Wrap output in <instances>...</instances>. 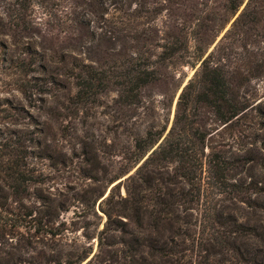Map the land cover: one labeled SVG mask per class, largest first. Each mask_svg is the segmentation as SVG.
I'll return each instance as SVG.
<instances>
[{
	"label": "trees",
	"instance_id": "16d2710c",
	"mask_svg": "<svg viewBox=\"0 0 264 264\" xmlns=\"http://www.w3.org/2000/svg\"><path fill=\"white\" fill-rule=\"evenodd\" d=\"M35 8L45 18V32L67 36L66 57L86 53L81 62L67 65L74 90L70 98L77 106L96 97L97 81L105 83L106 76L95 71L99 62L88 58V53L101 51L103 45L125 46L129 37L125 32L135 22L141 20L146 27L133 36L140 46L153 37L152 22L165 18L167 37L158 45L161 61L175 57L176 63H192L185 53L193 37L196 60L201 63L178 97L171 127L149 130L135 142L141 153L136 166L143 160L136 176L146 179L152 170L171 172L165 190L156 196L157 209L148 213L146 232L136 231L133 237L149 256L143 258L145 264H264V247L238 242L259 236L257 227L239 220L225 205L240 203L264 210L263 181L243 176L252 165L264 171V87L249 89L255 79L264 77V0H9L6 15L15 29L31 33ZM233 18L205 57L201 33L217 35ZM239 41L240 60L233 61L224 46ZM49 50L56 53L54 47ZM143 71L136 73L144 82L149 70ZM10 169L12 176L20 174L13 166ZM176 183L177 187L170 185ZM123 200L130 204V219L142 227L138 199L130 195ZM180 210L194 218L189 228ZM64 211L68 209L41 214L1 202L0 264H82L88 256H66L60 250L68 229L61 217ZM109 222L102 233L111 230V216Z\"/></svg>",
	"mask_w": 264,
	"mask_h": 264
},
{
	"label": "rangeland",
	"instance_id": "374dc122",
	"mask_svg": "<svg viewBox=\"0 0 264 264\" xmlns=\"http://www.w3.org/2000/svg\"><path fill=\"white\" fill-rule=\"evenodd\" d=\"M8 7L9 0H0V203L41 214L68 209L61 216L68 229L60 250L66 256H88L82 264H145L143 258L149 256L133 235L146 232L148 213L157 209L156 196L165 190L171 169L152 170L146 179L136 176L143 160L136 166L141 153L135 142L149 130L171 127L180 91L201 63L196 60L197 42L190 37L185 53L192 63H176L175 57L161 61L158 45L167 37L165 18L152 22L153 37L140 46L133 36L146 27L141 20L135 22L125 32L129 35L125 46L109 49L103 45L101 51L88 53V58L99 62L95 71L99 77L106 76L105 83L97 81L96 97L77 106L70 98L74 90L67 65L81 62L86 53L66 57L67 36L45 32L46 21L38 8L30 18L31 33L15 29L6 15ZM235 18L217 35L201 33L205 57ZM224 50L228 58L240 60V41L225 44ZM145 69L149 76L144 74L148 79L143 82L136 71ZM258 86L264 87V77L255 79L249 89L255 91ZM11 166L20 174L12 176ZM243 176L264 183V171L257 165L247 167ZM151 178L153 182H148ZM130 195L138 199L142 227L128 215L130 204L123 198ZM225 205L239 220L257 227L259 236L238 242L264 247V210L240 203ZM181 211L183 224L189 228L194 218ZM110 216L111 230L102 233ZM135 247L139 250H131Z\"/></svg>",
	"mask_w": 264,
	"mask_h": 264
},
{
	"label": "water",
	"instance_id": "95a60500",
	"mask_svg": "<svg viewBox=\"0 0 264 264\" xmlns=\"http://www.w3.org/2000/svg\"><path fill=\"white\" fill-rule=\"evenodd\" d=\"M185 85H186V84H185ZM182 89H183V88H182ZM182 89H181V91H182ZM181 91H180V92H181Z\"/></svg>",
	"mask_w": 264,
	"mask_h": 264
}]
</instances>
